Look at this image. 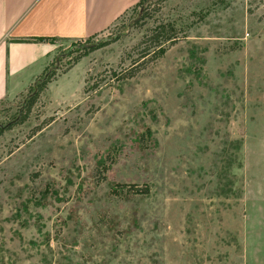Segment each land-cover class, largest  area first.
Segmentation results:
<instances>
[{"label": "rangeland", "instance_id": "1", "mask_svg": "<svg viewBox=\"0 0 264 264\" xmlns=\"http://www.w3.org/2000/svg\"><path fill=\"white\" fill-rule=\"evenodd\" d=\"M30 80L0 103V264H264V0H145Z\"/></svg>", "mask_w": 264, "mask_h": 264}, {"label": "crops", "instance_id": "2", "mask_svg": "<svg viewBox=\"0 0 264 264\" xmlns=\"http://www.w3.org/2000/svg\"><path fill=\"white\" fill-rule=\"evenodd\" d=\"M140 1L0 0V103L45 71L58 41L104 32Z\"/></svg>", "mask_w": 264, "mask_h": 264}, {"label": "trees", "instance_id": "3", "mask_svg": "<svg viewBox=\"0 0 264 264\" xmlns=\"http://www.w3.org/2000/svg\"><path fill=\"white\" fill-rule=\"evenodd\" d=\"M145 0H141L138 4L142 3ZM137 4V5H138ZM168 34V30L166 29V26L162 25L159 28L152 31V34L147 37L146 41L147 46H145V51L142 53L141 58H145L146 56H150L147 60H143L140 63H138L134 69V74L139 72L140 70L144 69L146 67V64L149 61H154L157 58H159L161 55L165 52V44L172 39L171 34ZM37 40H46L45 38H36ZM82 40V39H79ZM141 60V59H140ZM129 76H133V73ZM51 79L48 78L47 81L39 87V90H42L47 82H49Z\"/></svg>", "mask_w": 264, "mask_h": 264}]
</instances>
